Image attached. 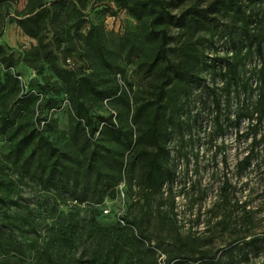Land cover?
<instances>
[{"label": "rangeland", "instance_id": "rangeland-1", "mask_svg": "<svg viewBox=\"0 0 264 264\" xmlns=\"http://www.w3.org/2000/svg\"><path fill=\"white\" fill-rule=\"evenodd\" d=\"M211 1L176 0L178 7L173 13L196 4L205 6ZM27 2L9 0L0 6V45L19 58L18 64L8 71L18 81L14 99L19 106L14 105L21 109L19 134L31 130L38 114L52 121L48 134L53 144L72 158L64 163L69 172L65 191L45 190L37 181L27 177L23 181H15L19 202L31 210L29 221L35 225L37 233L26 231V226L4 229L0 235V264H32L36 247L46 244L53 245L59 254L67 255V264H82L99 240H92L87 235L95 226H118L135 236L140 234L145 238V246L154 250L156 264H165L168 256L178 252L197 258L200 252L214 255L222 249L217 256L226 259L231 255L235 264H264V140L253 142L250 126L254 120L243 118L238 127H229L225 121L226 115L234 120L242 108H253L260 91H264V83L260 81L257 56L244 59L240 77L246 90L240 86L238 95L232 93L226 110V80L219 73L221 66L222 69L226 67V59L235 52L225 27L229 26V18L222 20L218 28L198 31L191 38L203 54L204 63L208 65L214 61L215 73L209 67L203 69L199 82L192 85L188 97L179 100V113L166 111L164 121L171 133L166 146L169 166L174 172L172 184L164 185L156 193H148L136 179L123 177V201L117 198V187H114L113 196H103L99 200L103 186L112 183L115 173L110 158L121 154L123 148L111 137L101 139L97 133L90 143L71 136L73 117L61 84L47 66L40 72L39 67L28 66V52L35 41L25 36L15 23L8 22L25 9ZM240 3L246 5V0H240ZM105 6L115 7L109 0H98L83 13L90 20L101 22L106 31L114 33L136 26L126 11H119L112 17ZM255 10L264 13V0L255 5ZM170 35L175 37L174 46L187 37L186 33L176 29L171 30ZM244 52L242 50L240 55ZM121 65L124 73L118 77V83L123 87L132 84L128 92L130 113L127 115L111 101L89 103L88 109L96 119L121 112L122 119L132 126L135 139L141 127L138 119L134 123L135 108L151 101L152 92L149 81L143 79V72L135 68L136 60H122ZM53 82L54 87H51ZM210 90L221 96L220 114ZM217 118L225 129L222 135L217 132ZM260 136H264V123L256 139ZM8 146L7 137L0 133V156L8 154ZM16 174L18 172L13 173V179ZM72 195L82 201L73 199ZM104 207L110 209V214H103ZM118 210L129 227L117 224L115 215ZM4 212L9 210L0 206V220ZM70 222L77 227L73 234L68 233ZM251 238L263 240L255 246L245 245L244 241ZM100 242L102 246L106 244L105 241ZM231 242L235 243L228 248ZM199 263L203 262L195 264Z\"/></svg>", "mask_w": 264, "mask_h": 264}, {"label": "trees", "instance_id": "trees-1", "mask_svg": "<svg viewBox=\"0 0 264 264\" xmlns=\"http://www.w3.org/2000/svg\"><path fill=\"white\" fill-rule=\"evenodd\" d=\"M7 1L0 0V6ZM97 1L28 0L25 9L8 22L15 23L25 36L35 41L28 52V66L39 67L38 72L47 66L61 84L73 117L71 136L90 143L97 133L101 139L111 137L122 146L123 152L110 158L115 173L112 183L103 186L99 200L103 196H113L114 187L118 188L124 181L123 177L136 179L146 192L156 193L164 185H171L174 179L166 146L171 134L164 121L166 111L179 113V100L188 97L192 85L199 82L203 69L209 67L215 73L214 61L208 65L204 63L203 54L191 38L198 31L218 28L222 20L229 18V26L225 27L235 52L226 59V67L222 69L221 66L219 73L226 80L224 106L228 110L231 94L238 95L240 86L246 90L240 77L244 59L257 56L260 81L264 83V13L255 10V5L262 0H246V5H242L240 0H212L205 6L192 5L177 14L173 13L178 7L176 0H109L113 2L114 9L105 7L112 17L124 10L136 23L134 27L121 30L122 34L106 31L101 22H94L83 13ZM2 21L1 25L4 19ZM173 29L187 35L178 46L172 45L175 37L170 35V31ZM242 50L245 52L241 56ZM122 60L137 61L135 68L143 72V79L149 81L152 92L151 101L135 108L134 123L138 119L141 126L135 139L132 126L122 119L121 112L96 119L88 109L89 103L111 101L127 115L130 113L128 92L132 84L123 87L118 83V77L124 73ZM18 62L19 58L0 45V133L7 137L9 145L8 154L0 156V206L9 210L0 220V235L4 229L10 230V226H26V231L37 233L35 225L29 221L31 210L19 202L15 181H23L27 177L37 181L45 190L65 191L69 172L64 163L72 158L53 144L48 134L52 121L38 114L31 130L19 134L21 109L15 108L19 102L14 99L18 81L14 74L8 72ZM53 84L50 86L54 87ZM210 92L220 114L221 96L213 90ZM243 118L254 120L250 126L253 142L263 141L264 136L256 139L264 123L263 90L253 108H242L234 120L226 115V125L238 127ZM217 121V132L222 135L224 126L219 118ZM16 172L18 174L13 179ZM72 198L82 201L78 196L72 195ZM120 226L127 227L128 224ZM67 228L68 233L73 234L77 227L70 222ZM87 235L92 240H99L82 264H156L154 250L145 246V238L140 234L135 236L118 226H95ZM52 237L55 238V234ZM52 237L50 243L53 242ZM262 240L251 238L244 244L255 246ZM100 241L106 244L102 246ZM233 243L228 244V248ZM222 250L214 255L200 252L197 258L178 252L168 256L165 264L172 261L174 264H195L198 261L203 262L199 264H235L231 255L226 259L217 256ZM59 253L53 245L36 247L32 264H67V255Z\"/></svg>", "mask_w": 264, "mask_h": 264}, {"label": "built area", "instance_id": "built-area-1", "mask_svg": "<svg viewBox=\"0 0 264 264\" xmlns=\"http://www.w3.org/2000/svg\"><path fill=\"white\" fill-rule=\"evenodd\" d=\"M123 187H124V181L121 182V183L118 185V195H117V198L120 199V200H122V201H123V198H124ZM121 209H123V207H121ZM102 212H103V214L108 215V214H110V209L107 208V207H104V208L102 209ZM115 218H116V221H117L120 225H123V226L125 225V222H124V220L122 219L123 217H122V213H121V211L118 210V211L116 212Z\"/></svg>", "mask_w": 264, "mask_h": 264}]
</instances>
